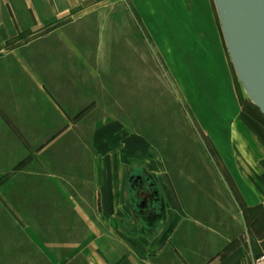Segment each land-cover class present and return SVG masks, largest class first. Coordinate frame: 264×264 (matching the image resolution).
<instances>
[{"label": "crops", "instance_id": "1", "mask_svg": "<svg viewBox=\"0 0 264 264\" xmlns=\"http://www.w3.org/2000/svg\"><path fill=\"white\" fill-rule=\"evenodd\" d=\"M157 20L182 25L186 64L221 87L195 117L208 148L157 100L138 27ZM241 91L211 0H0V264H251L264 122Z\"/></svg>", "mask_w": 264, "mask_h": 264}, {"label": "rangeland", "instance_id": "2", "mask_svg": "<svg viewBox=\"0 0 264 264\" xmlns=\"http://www.w3.org/2000/svg\"><path fill=\"white\" fill-rule=\"evenodd\" d=\"M172 21L157 20L156 23L150 22L144 23L143 25L138 23L139 31L144 38L146 50L145 54L152 60L153 63V68L152 66H150L149 72L152 74L151 71H154L153 74H157V100L160 98V102L163 108L162 111H172V114L177 113L179 117L177 119V127L179 129H182L183 127L181 120L182 118H180L179 114L184 116L188 122V127L190 129H193L196 135L198 134V138L200 140L201 138L203 139V144L206 148H208V139L201 135L200 127L199 124H197L195 117L200 118L203 116V113H206L210 117L211 113L215 112L214 108H216L217 103L214 99H217L219 96L214 95L213 93H209V91H217L221 87H208L207 85L203 84L202 81L197 79L200 73L195 71L192 66L186 64V47L182 44L183 41H181V37L185 36L182 25L174 23ZM179 63H182V67L186 70L183 73L176 72V65H178ZM172 64H174L175 66H173ZM177 76L181 77V82L176 80ZM154 79H156L155 76ZM147 91L148 88H145V93H147ZM147 95L148 94H145V96ZM242 95H244L243 92ZM205 99L206 101H204ZM202 106H206L204 110H202ZM251 109L254 113H256L253 108ZM148 113L147 117H153L154 123L151 124L153 126H156L157 129H160L162 126L164 127V125H166L165 115L161 116L162 113H154L153 115L151 113V116ZM146 125H149V122L145 121V128ZM125 138H127L126 145L129 151L123 158L127 160L128 164L135 163L138 157L135 151V142L139 137H136L134 134L128 135L127 137L122 135L120 137V142L122 143V140L124 141ZM143 141L147 142V140L145 139ZM151 142L154 144V141L151 140ZM119 144L120 143L118 141L112 143L113 150L116 149L112 152V154H114V157L117 156V159H119L120 156L119 151H117V147L119 146ZM98 218L99 216L96 217V219ZM98 225L99 224L97 223L96 228L98 227ZM103 233L97 231L96 229V232L94 234L95 237L98 238ZM82 234H84V237L87 235L86 232ZM92 234L93 233H89V236H92ZM66 259H69L70 261L71 256L69 255ZM65 264L82 263H77V259H74L73 263L71 261V263Z\"/></svg>", "mask_w": 264, "mask_h": 264}, {"label": "water", "instance_id": "3", "mask_svg": "<svg viewBox=\"0 0 264 264\" xmlns=\"http://www.w3.org/2000/svg\"><path fill=\"white\" fill-rule=\"evenodd\" d=\"M238 85L264 118V0H211Z\"/></svg>", "mask_w": 264, "mask_h": 264}, {"label": "flooded vegetation", "instance_id": "4", "mask_svg": "<svg viewBox=\"0 0 264 264\" xmlns=\"http://www.w3.org/2000/svg\"><path fill=\"white\" fill-rule=\"evenodd\" d=\"M136 187L138 188V191L143 198V200H151V194L146 191V189L143 188L141 184H136Z\"/></svg>", "mask_w": 264, "mask_h": 264}, {"label": "built area", "instance_id": "5", "mask_svg": "<svg viewBox=\"0 0 264 264\" xmlns=\"http://www.w3.org/2000/svg\"><path fill=\"white\" fill-rule=\"evenodd\" d=\"M251 264H264V250L253 258Z\"/></svg>", "mask_w": 264, "mask_h": 264}, {"label": "trees", "instance_id": "6", "mask_svg": "<svg viewBox=\"0 0 264 264\" xmlns=\"http://www.w3.org/2000/svg\"><path fill=\"white\" fill-rule=\"evenodd\" d=\"M251 107L255 110V112L260 116V118L263 120V122H264V118L259 114V112L257 111V109L256 108H254L252 105H251Z\"/></svg>", "mask_w": 264, "mask_h": 264}]
</instances>
